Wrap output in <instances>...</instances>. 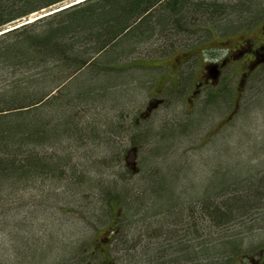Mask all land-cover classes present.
Listing matches in <instances>:
<instances>
[{"label":"rangeland","instance_id":"rangeland-1","mask_svg":"<svg viewBox=\"0 0 264 264\" xmlns=\"http://www.w3.org/2000/svg\"><path fill=\"white\" fill-rule=\"evenodd\" d=\"M76 1L42 9L14 26ZM203 1L222 5L214 21L195 16L196 25L186 31L137 44L119 41L106 57L97 56L93 73L82 69L52 93L51 108H39L40 118L49 116L61 127L56 146L45 147L40 156L68 161L60 176L0 195V264H107L106 253L96 247L104 237L112 264H247L264 250V65L247 78L242 98L237 76L264 43V14L262 20L238 21L232 0ZM242 40L247 42L242 56L227 61V80L214 85L220 103L206 111L207 123L202 118L197 124L193 113H185L179 91L193 88L199 66L210 58L207 51L220 60ZM222 42L228 50L216 51ZM181 53L189 57L177 79L172 67ZM85 92H95L90 103ZM158 92L165 103L140 117L149 95ZM108 122L121 124L118 139L108 140ZM181 125L189 128L178 132ZM65 128L70 133L63 135ZM205 191L216 194L210 201L223 204L228 222H211L202 205ZM110 197L115 202L108 203ZM244 201L249 208L237 212L248 207Z\"/></svg>","mask_w":264,"mask_h":264},{"label":"trees","instance_id":"trees-1","mask_svg":"<svg viewBox=\"0 0 264 264\" xmlns=\"http://www.w3.org/2000/svg\"><path fill=\"white\" fill-rule=\"evenodd\" d=\"M68 1L0 0V32L4 31L0 34V195H12L13 191L26 189L40 178L58 177L62 173L61 167L67 164L66 157L46 160L40 156L45 147L56 146L57 130L61 128L53 125L49 116L42 114L40 118L38 113L41 107L51 108L52 93L61 90L82 69L88 68L93 73V68L99 62L95 60L97 56L113 50L119 41L137 44L156 34L169 36L172 31H186L183 28L196 25L195 16L214 21L218 16L216 10L222 7L219 3H206L203 0H83L37 18L32 23L14 26L30 14L58 3L66 5ZM260 1L232 0L230 10L238 12V21L249 16L262 20L258 19L264 14L263 0ZM11 26L15 28L9 29ZM202 30L208 32L204 27ZM92 94L86 98L89 103L93 99ZM219 103L220 99L217 98L209 107L212 109ZM184 104L186 109V100ZM72 116L75 117L71 114L68 118L70 123L73 122L70 121ZM192 116L197 124L209 120L206 111ZM189 119L185 121L189 122ZM66 122L65 118L63 124ZM119 125H107L110 129L108 140L119 138ZM185 128H189V125H181L176 130L180 132ZM77 129L74 128V131ZM66 132L70 133V128L63 129L61 134ZM227 189H230L229 186ZM107 192L106 195L111 194L110 190ZM206 195L210 197L205 201ZM206 195L202 205L211 215V222H215L216 226L228 222L229 216L220 209L223 204L213 205L210 201L211 196L216 194L210 192ZM254 196L258 198L260 194ZM112 200L115 202L116 199L110 197L108 203ZM206 202L209 208L204 206ZM245 204L248 203L244 201ZM249 206L250 203L246 209L242 207L237 212L242 213ZM34 258L37 259L38 255Z\"/></svg>","mask_w":264,"mask_h":264},{"label":"flooded vegetation","instance_id":"flooded-vegetation-1","mask_svg":"<svg viewBox=\"0 0 264 264\" xmlns=\"http://www.w3.org/2000/svg\"><path fill=\"white\" fill-rule=\"evenodd\" d=\"M219 45V48H215L216 51L221 50H228L229 47L225 46L227 43L222 42ZM247 45V42L242 40V43L237 44L236 46L233 45L232 48H229L228 55H226L224 58H221L220 60L215 59L216 54L214 51H207L208 58L207 61L202 62L199 66V69L202 70L197 76V81L193 84V88L188 91V94H184L185 91H179V99L180 97H183L184 100H186V109L188 107V110H186V114L191 115L196 114L197 112H200L202 110L204 111H210L211 108L209 107L210 104L215 102V95L218 94V92H215V84H218V82L226 81L227 79H224V74L226 75V72H224L226 68L227 61H230L233 59H237V57L242 56L241 50ZM224 46V47H223ZM252 58L246 59L243 61V65L241 66L240 72L237 74L238 76V85H239V97L242 98L243 96V89L244 84L247 80V78L253 77V74L258 71L263 65H264V43L261 44L256 48V50L251 52ZM175 58V66L172 67L173 72L177 75L180 71V66L188 60L189 55H185L181 53ZM214 59V60H213ZM248 64H251L249 67ZM263 64V65H262ZM141 68L149 69L153 68L151 65H144L139 66ZM155 67V66H154ZM196 74V73H195ZM195 74L193 73V77H195ZM175 75V76H176ZM178 79V76H176ZM196 78V77H195ZM194 78V79H195ZM226 88V87H224ZM223 90L219 92V95L222 96ZM225 94V90H224ZM163 92H158L156 94H150L148 99V105L145 109V113H142L140 117L148 118L149 115L155 110H157L160 106H162L165 103ZM226 96V95H225ZM227 118L226 120H228ZM108 240V237H104L100 240V244H96L97 249L103 250L106 253V257L103 259V261L107 264L111 263V258L108 256L109 252L107 250L108 245H103V243ZM98 245V246H97ZM107 250V251H106ZM257 254L254 256H251V259L248 260L247 264H263L264 263V250H260L259 252H256Z\"/></svg>","mask_w":264,"mask_h":264},{"label":"bare ground","instance_id":"bare-ground-1","mask_svg":"<svg viewBox=\"0 0 264 264\" xmlns=\"http://www.w3.org/2000/svg\"><path fill=\"white\" fill-rule=\"evenodd\" d=\"M80 1V0H79ZM79 1H76V2H74V3H79ZM72 4V3H71ZM68 8V7H67ZM31 21V20H30ZM1 34V33H0Z\"/></svg>","mask_w":264,"mask_h":264}]
</instances>
